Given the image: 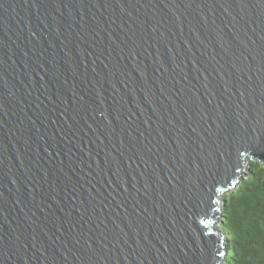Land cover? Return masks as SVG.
Segmentation results:
<instances>
[{
    "label": "water",
    "instance_id": "obj_1",
    "mask_svg": "<svg viewBox=\"0 0 264 264\" xmlns=\"http://www.w3.org/2000/svg\"><path fill=\"white\" fill-rule=\"evenodd\" d=\"M264 163V0H0V264H223Z\"/></svg>",
    "mask_w": 264,
    "mask_h": 264
},
{
    "label": "trees",
    "instance_id": "obj_2",
    "mask_svg": "<svg viewBox=\"0 0 264 264\" xmlns=\"http://www.w3.org/2000/svg\"><path fill=\"white\" fill-rule=\"evenodd\" d=\"M225 199L219 223L228 249L223 264H264V163L250 159Z\"/></svg>",
    "mask_w": 264,
    "mask_h": 264
},
{
    "label": "rangeland",
    "instance_id": "obj_3",
    "mask_svg": "<svg viewBox=\"0 0 264 264\" xmlns=\"http://www.w3.org/2000/svg\"><path fill=\"white\" fill-rule=\"evenodd\" d=\"M248 165H249V161H248V163H247V167H248ZM247 169V168H246ZM246 173V170H245V172L243 173V175Z\"/></svg>",
    "mask_w": 264,
    "mask_h": 264
}]
</instances>
